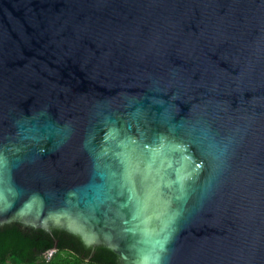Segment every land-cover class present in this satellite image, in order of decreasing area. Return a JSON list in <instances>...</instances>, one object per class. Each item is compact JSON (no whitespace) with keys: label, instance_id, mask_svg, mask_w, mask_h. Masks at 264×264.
Wrapping results in <instances>:
<instances>
[{"label":"water","instance_id":"water-1","mask_svg":"<svg viewBox=\"0 0 264 264\" xmlns=\"http://www.w3.org/2000/svg\"><path fill=\"white\" fill-rule=\"evenodd\" d=\"M120 264H264V0H0V224Z\"/></svg>","mask_w":264,"mask_h":264},{"label":"trees","instance_id":"trees-1","mask_svg":"<svg viewBox=\"0 0 264 264\" xmlns=\"http://www.w3.org/2000/svg\"><path fill=\"white\" fill-rule=\"evenodd\" d=\"M57 240V242H56ZM92 249H95L92 254ZM52 254L47 257V253ZM0 264H117L116 254L103 246L92 248L77 235L20 222L0 224Z\"/></svg>","mask_w":264,"mask_h":264},{"label":"flooded vegetation","instance_id":"flooded-vegetation-1","mask_svg":"<svg viewBox=\"0 0 264 264\" xmlns=\"http://www.w3.org/2000/svg\"><path fill=\"white\" fill-rule=\"evenodd\" d=\"M52 229H54V228H52ZM52 229L50 230V231H48V232H51L52 231ZM59 229H62V228H59ZM64 230V229H63ZM66 231V230H65ZM68 232V231H67ZM69 233H71V232H69ZM71 234H74V233H71ZM75 235V234H74ZM78 236V235H77ZM56 242H57V240H56ZM88 246H90V247H92V248H96L97 246H100V245H88ZM94 252H95V249L93 250L92 249V254H94ZM116 262H117V264H120V262L118 261V256L116 255Z\"/></svg>","mask_w":264,"mask_h":264},{"label":"built area","instance_id":"built-area-1","mask_svg":"<svg viewBox=\"0 0 264 264\" xmlns=\"http://www.w3.org/2000/svg\"><path fill=\"white\" fill-rule=\"evenodd\" d=\"M51 254H52V250H50V251L47 253V257H49Z\"/></svg>","mask_w":264,"mask_h":264}]
</instances>
